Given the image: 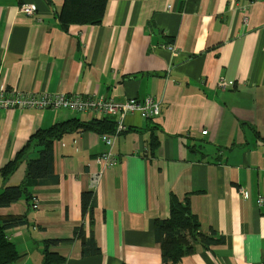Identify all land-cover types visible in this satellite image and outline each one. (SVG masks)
Here are the masks:
<instances>
[{"label":"crops","instance_id":"1","mask_svg":"<svg viewBox=\"0 0 264 264\" xmlns=\"http://www.w3.org/2000/svg\"><path fill=\"white\" fill-rule=\"evenodd\" d=\"M62 1L32 0L28 17L17 0H0V91L115 103L152 98L159 113L124 116L112 148L116 165L94 190L101 134L78 130L53 142L55 182L31 189L37 209L23 201L0 208V219L28 217L6 231L21 256L14 264H41L46 240L60 241L49 252L63 264H160L153 223L168 217L171 195L188 197L202 231L221 238L181 264H264V205L256 206L264 198V0H107L100 25L66 31L57 22ZM220 79L232 88L218 90ZM106 117L0 108V168L38 130ZM151 136L158 141L152 153ZM38 151L0 178V193L21 182ZM83 192L93 194L91 227L81 215ZM80 225L98 256L81 257L73 238Z\"/></svg>","mask_w":264,"mask_h":264},{"label":"trees","instance_id":"2","mask_svg":"<svg viewBox=\"0 0 264 264\" xmlns=\"http://www.w3.org/2000/svg\"><path fill=\"white\" fill-rule=\"evenodd\" d=\"M18 5L31 4L32 0H17ZM49 4V0H44ZM107 0H63L57 15V22L62 31L71 25L98 26L101 24ZM78 130L93 131L109 135L115 130L113 118L106 117L89 122L72 119L52 125L48 129L38 130L29 138L23 148L9 162L0 168V178L6 180L16 170L26 155L39 148L36 159L26 160L23 178L18 185L6 186L0 193V208L23 201L26 208L31 207L33 196L30 191L36 186L55 182L53 174L52 144L61 135ZM158 141L151 136L149 151L152 153ZM93 194H81V215L87 219L88 226L93 223ZM28 217L7 216L0 219V264H14L21 257L14 244L8 239L6 231L26 225ZM154 240L160 247V264H181L184 257L192 255L196 247L207 250L210 246L220 244L221 238L215 232L204 233L197 217L191 212L188 197L182 200L171 195L168 217L153 223ZM73 238L80 242L81 257H94L100 254L93 236L85 231L83 225L73 229ZM59 240L42 241L41 264H63L64 259L56 253L49 252Z\"/></svg>","mask_w":264,"mask_h":264},{"label":"built area","instance_id":"3","mask_svg":"<svg viewBox=\"0 0 264 264\" xmlns=\"http://www.w3.org/2000/svg\"><path fill=\"white\" fill-rule=\"evenodd\" d=\"M258 2V0H255ZM17 12L19 14L31 17L35 12V7L32 4H22L18 7ZM169 51H172L171 47H168ZM218 90L225 91L231 89L232 85L226 80L220 79L216 83ZM0 108L5 110H13L16 108L26 110H52V111H69L73 113H85L95 112L102 117L111 116L115 118V130L109 135H100L99 140L104 145L105 150L96 156L95 162L99 166L97 171L90 174V185L94 190L96 189L107 170L113 168L116 165V159L112 153L113 144L122 130L123 118L127 114L138 113L142 117L151 118L157 116L159 108L156 102L152 98H145L142 102H138L135 99H129L123 103H115L112 101L94 99L91 97L82 98L78 95H64L61 93L56 94H34L32 92H19L12 90L4 95L0 91ZM206 132H202L205 134ZM238 195L242 200L247 199L248 193L243 190H238ZM264 205V198L258 197L256 200V206ZM32 209H37V201L33 198Z\"/></svg>","mask_w":264,"mask_h":264},{"label":"rangeland","instance_id":"4","mask_svg":"<svg viewBox=\"0 0 264 264\" xmlns=\"http://www.w3.org/2000/svg\"><path fill=\"white\" fill-rule=\"evenodd\" d=\"M37 158V157H36Z\"/></svg>","mask_w":264,"mask_h":264}]
</instances>
